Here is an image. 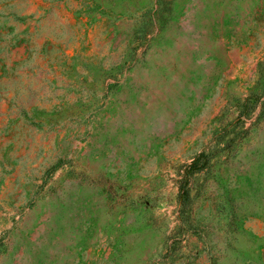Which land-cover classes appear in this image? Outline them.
I'll list each match as a JSON object with an SVG mask.
<instances>
[{
	"label": "rangeland",
	"instance_id": "rangeland-1",
	"mask_svg": "<svg viewBox=\"0 0 264 264\" xmlns=\"http://www.w3.org/2000/svg\"><path fill=\"white\" fill-rule=\"evenodd\" d=\"M0 264H264V0H0Z\"/></svg>",
	"mask_w": 264,
	"mask_h": 264
},
{
	"label": "trees",
	"instance_id": "trees-1",
	"mask_svg": "<svg viewBox=\"0 0 264 264\" xmlns=\"http://www.w3.org/2000/svg\"><path fill=\"white\" fill-rule=\"evenodd\" d=\"M183 181H184V179H183ZM183 181H182V182H183ZM185 181H186L185 183L188 184V181H187V180H185Z\"/></svg>",
	"mask_w": 264,
	"mask_h": 264
}]
</instances>
